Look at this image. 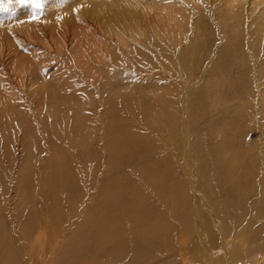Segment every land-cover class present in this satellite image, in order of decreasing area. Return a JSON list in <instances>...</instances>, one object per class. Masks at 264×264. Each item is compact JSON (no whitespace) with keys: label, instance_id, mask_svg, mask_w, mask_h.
Wrapping results in <instances>:
<instances>
[{"label":"bare ground","instance_id":"6f19581e","mask_svg":"<svg viewBox=\"0 0 264 264\" xmlns=\"http://www.w3.org/2000/svg\"><path fill=\"white\" fill-rule=\"evenodd\" d=\"M175 1L45 0L40 10L21 6L1 13L0 21L4 15H20L22 10L35 12L39 19L25 16L16 25L0 22V190L6 183L3 176L9 181L6 185L16 190L38 188L50 138H75L86 143L101 135L108 147H118L111 151L115 161L122 154L119 147L128 143L140 146L137 151L152 149L151 143L127 125V90L102 103L105 114L92 105L77 106L75 101L66 105L64 99L52 109L49 91L56 87H52L47 75L51 60L84 68L101 55V50L112 51L113 45L125 53L135 44L133 48L140 59L146 30L158 41L164 40V45L171 44L181 23ZM180 1L198 14L197 0ZM231 5V20L236 22L231 21L235 37L228 58L236 65V72L238 67L247 70L245 75L250 76V82L252 79L259 86L258 80L264 75L257 71L256 55L237 30V19L238 8H245L249 14L244 18L248 30L250 15L259 17L254 33L263 44L264 0H232ZM55 12L57 15L51 17ZM83 14L104 21V26L80 20ZM217 26L220 31L222 27L219 23ZM10 36L17 44L9 39L7 48L1 47ZM217 36L222 40V35ZM241 39L242 51L238 45ZM215 49L226 58L221 45ZM238 52L254 61H247V67L243 60L238 64ZM221 67L227 69L223 63ZM181 75L185 77L184 73ZM123 81L122 77L112 79L109 85L113 88ZM75 88L60 85L56 89L60 95L73 96ZM198 148L202 157L197 170L203 184L200 189L195 184H185L176 172L169 170L157 175L143 173L144 182H136L130 176L126 181H113L94 217L86 219L68 238L64 249L49 258L52 264H236L255 252L260 253L256 264H264V163L252 164L247 158L242 163L233 161L240 153L233 141L215 147L214 161L205 143ZM238 165H242L240 170ZM13 175H17V180ZM67 187L77 188L70 182ZM56 196L51 198V204L57 206L51 208L55 218L42 215L36 220L35 212L30 211L22 223L14 221L12 233L5 232L6 225L0 223V264H31L39 249L42 258L46 250L42 238L60 229L64 221Z\"/></svg>","mask_w":264,"mask_h":264},{"label":"rangeland","instance_id":"374dc122","mask_svg":"<svg viewBox=\"0 0 264 264\" xmlns=\"http://www.w3.org/2000/svg\"><path fill=\"white\" fill-rule=\"evenodd\" d=\"M168 1L163 0L164 4H168ZM231 2L197 0L198 14L195 15L186 2L176 0L174 7L179 11L177 18L181 23L174 36L175 41L164 45V40L158 41L146 30V36L143 34L145 41L140 46V59L133 44L125 53L118 52L117 45L111 46L110 52L103 49L101 55L93 58L84 68L70 63L63 66L51 60L47 78L52 87L61 85L68 89L76 88L73 96L60 95L56 88L51 89L50 108H55L64 99L66 105L75 101L77 106L92 105L105 114L102 103L111 99V95L127 90L128 108L124 110L127 125L130 131L151 143L152 149L148 152L137 151L140 146L128 143L124 148L119 147L122 154L115 161L111 151L118 147H108L101 135H96L86 143L75 138H64L62 141L50 138L46 159L43 161L44 175L39 177L42 180L36 186L38 188L30 191L16 190L6 185H9V181L3 176L6 183L0 190V223L6 225L5 232L12 233L14 221L22 223L30 211L35 212L36 220H40L42 215L55 218L56 213L51 208L57 206L51 204V198L57 195L63 225L57 231L45 234L42 238L46 247L45 254L41 258V249L34 252L31 264H52L49 258L64 249L68 238L81 228L86 219L94 217L98 204L107 195L113 181H126L127 176H130L136 182H144L141 177L143 173L157 175L169 170L176 172L185 184H195L200 189L199 186L203 184L197 170L202 159L198 147L202 142L208 146L213 161L216 156L215 147L233 141L240 149L239 156L233 161L242 163L247 158V162L252 164L264 163V76L260 80L256 77L259 82L257 86L256 81L251 79L250 82V76L245 75L247 70L238 67L236 72V65L228 58L233 47L232 37H235L232 22H236L231 20ZM209 9L213 10V14H210ZM1 13L5 14L0 12L1 16ZM248 15L245 8H238L237 30L246 41V46L257 56V71L264 75V55H257L264 52V43L254 33L259 17L250 15V29L247 33L244 18ZM25 16L30 17L32 13L22 10L16 17L4 15L0 22L16 25ZM82 16L80 20H88L100 26L105 24L104 21L93 20L87 14ZM218 23L222 27L220 31L217 30ZM217 33L223 36L222 40ZM12 36L3 40L1 47L7 48L5 43H10L9 39L16 45ZM241 41H238L240 51V46H243ZM218 45L225 49L223 53L226 58L215 49ZM241 58L238 52V64L241 60L245 61V67L248 62L251 63V57ZM222 63L227 67L226 70L222 69ZM192 69H195L194 73ZM204 69V75L201 76ZM183 73L184 78L181 75ZM119 77L125 81L111 88L109 82ZM240 166H237L238 170ZM13 177L17 180V175ZM69 182L77 188L69 190ZM251 255L240 258L236 264H256L260 253Z\"/></svg>","mask_w":264,"mask_h":264},{"label":"snow or ice","instance_id":"6c2138e0","mask_svg":"<svg viewBox=\"0 0 264 264\" xmlns=\"http://www.w3.org/2000/svg\"><path fill=\"white\" fill-rule=\"evenodd\" d=\"M21 6L40 10L45 6V0H0V12L8 13ZM32 19H39L35 12L32 14Z\"/></svg>","mask_w":264,"mask_h":264}]
</instances>
